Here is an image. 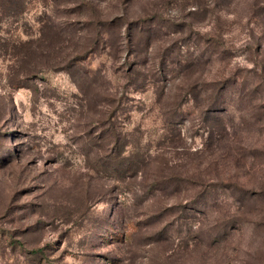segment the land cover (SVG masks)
I'll return each instance as SVG.
<instances>
[{"label":"rangeland","instance_id":"obj_1","mask_svg":"<svg viewBox=\"0 0 264 264\" xmlns=\"http://www.w3.org/2000/svg\"><path fill=\"white\" fill-rule=\"evenodd\" d=\"M91 1L0 23V264H264V0Z\"/></svg>","mask_w":264,"mask_h":264},{"label":"trees","instance_id":"obj_2","mask_svg":"<svg viewBox=\"0 0 264 264\" xmlns=\"http://www.w3.org/2000/svg\"><path fill=\"white\" fill-rule=\"evenodd\" d=\"M41 1L47 3L61 2L63 6L74 5L77 7V9L90 8L94 6L91 0H41ZM31 2L32 0H0V23L1 21H3L5 18L8 17H13V18L19 17V15L23 14V12L26 11V9L28 8ZM89 20H90L89 22H93L91 19ZM69 28H70L69 24H62L61 30L67 31L69 30Z\"/></svg>","mask_w":264,"mask_h":264}]
</instances>
